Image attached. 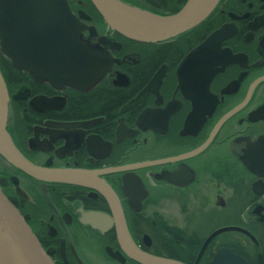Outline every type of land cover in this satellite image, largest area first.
I'll use <instances>...</instances> for the list:
<instances>
[{
    "label": "flooded vegetation",
    "instance_id": "1",
    "mask_svg": "<svg viewBox=\"0 0 264 264\" xmlns=\"http://www.w3.org/2000/svg\"><path fill=\"white\" fill-rule=\"evenodd\" d=\"M125 1L165 14L181 2ZM69 5L100 59L79 88L37 82L0 52L21 153L40 167L97 173L113 192L111 201L99 187L44 188L0 159V188L52 263L140 264L119 242L118 212L147 254L264 264V0H221L201 31L158 44L119 35L88 0ZM224 27L213 59L188 61Z\"/></svg>",
    "mask_w": 264,
    "mask_h": 264
},
{
    "label": "water",
    "instance_id": "2",
    "mask_svg": "<svg viewBox=\"0 0 264 264\" xmlns=\"http://www.w3.org/2000/svg\"><path fill=\"white\" fill-rule=\"evenodd\" d=\"M89 1L113 31L129 40L146 44L168 42L194 30L214 13L221 2V0H187L177 13L159 15L123 0ZM83 14L80 12L79 17H83ZM229 30V27H224L214 32L192 52L188 61L206 52L213 59L219 52L222 35ZM82 31L83 27L78 16L72 12L68 0H0V51L15 68L27 72L37 82L79 88L89 80V76L95 73L94 67L100 59L99 52L82 44ZM108 64L111 62L108 61ZM215 65L216 63H211L208 74L211 78L217 72ZM106 69L107 66L97 72V77L93 79L94 83L99 81ZM228 116L222 120V123ZM10 126V95L0 70V159L6 165L42 183L44 188L48 184L99 187L111 201L113 200L112 190L97 173L45 168L30 162L14 142ZM202 149L186 157L193 156ZM114 215L117 219L119 242L124 251L135 261L140 264H183L139 250L131 238L123 217L118 215V212L116 214L114 212ZM99 220L103 219L97 215L85 216V222L89 224ZM230 230L241 229L226 227L222 232ZM235 262L246 264L238 257ZM0 264H53L25 219L6 198L1 188Z\"/></svg>",
    "mask_w": 264,
    "mask_h": 264
},
{
    "label": "trees",
    "instance_id": "3",
    "mask_svg": "<svg viewBox=\"0 0 264 264\" xmlns=\"http://www.w3.org/2000/svg\"><path fill=\"white\" fill-rule=\"evenodd\" d=\"M186 1H187V0H181L180 5H179L175 10H173V11H171V12H172V13H175V12L179 11V10L181 9V7L185 4ZM152 10H153L154 12H157V13H160V14H165V12H160V11H161L160 8H152ZM207 22H208V21H207ZM207 22H205V24H206ZM205 24L203 23L201 26H199L198 28H196L195 30H193V31H191V32H189V33H194V32H199V31H201L202 28L205 26ZM0 56H1V53H0ZM0 66H1V68H2L1 61H0Z\"/></svg>",
    "mask_w": 264,
    "mask_h": 264
},
{
    "label": "rangeland",
    "instance_id": "4",
    "mask_svg": "<svg viewBox=\"0 0 264 264\" xmlns=\"http://www.w3.org/2000/svg\"><path fill=\"white\" fill-rule=\"evenodd\" d=\"M89 5H90V7H91V4L89 3ZM157 7V6H156ZM160 8V7H159ZM161 12H164V11H162V9H161ZM96 13V12H95ZM96 14H98V13H96ZM0 61H1V57H0Z\"/></svg>",
    "mask_w": 264,
    "mask_h": 264
},
{
    "label": "bare ground",
    "instance_id": "5",
    "mask_svg": "<svg viewBox=\"0 0 264 264\" xmlns=\"http://www.w3.org/2000/svg\"><path fill=\"white\" fill-rule=\"evenodd\" d=\"M210 17H211V16H210ZM210 17H209V18H210ZM205 22H206V21H205ZM205 22H203V23H205ZM203 23H202V24H203ZM202 24H201V25H202ZM186 34H188V33H186ZM0 70H1V69H0ZM1 72H2V71H1ZM2 74H3V73H2ZM149 255H150V254H149ZM152 256H153V255H152ZM155 257H156V256H155ZM159 258H160V257H159ZM163 259H164V258H163ZM183 264H184V263H183Z\"/></svg>",
    "mask_w": 264,
    "mask_h": 264
}]
</instances>
